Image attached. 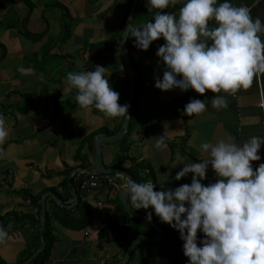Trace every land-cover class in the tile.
<instances>
[{"label": "crops", "instance_id": "0c3cea01", "mask_svg": "<svg viewBox=\"0 0 264 264\" xmlns=\"http://www.w3.org/2000/svg\"><path fill=\"white\" fill-rule=\"evenodd\" d=\"M126 1L0 0V115L8 131L7 138L0 144V214H19L10 222L11 233L0 242V259L8 264H14L26 251L37 247L39 250L42 241L34 236L37 231L34 224L39 216L32 199L24 194H12L9 189H26L34 196H41L44 213L41 220L45 210L50 215L59 211L79 218L81 211L76 207L75 189L70 184L73 173L82 167H94L96 135H114L124 126L126 117L105 118L94 106L81 108L75 100L76 91H66V77L67 71H94L97 65L105 67L110 86L120 94L118 102L126 104L129 74L118 47L124 29ZM184 2L186 0H180L171 6L169 13H175L178 18ZM224 2L249 8L252 18L259 17L264 24V0L258 3L256 0H220L216 6ZM60 4L73 17L68 29L63 22L69 17H64L66 11ZM134 19L132 16L135 25L147 23ZM216 26L214 20L209 21L210 29ZM259 35L264 41V32ZM99 42L110 44L104 48L95 47ZM165 43L163 39L160 46ZM157 51L148 54L147 50L139 48L129 50L143 77L140 116L135 119L138 124L130 129V110L128 130L124 135L112 141L101 139V160L107 167H117L132 175L138 183L152 181L156 191L174 190L182 184H190L192 179L191 173L175 179L184 166L178 162L197 163L209 158L201 149L203 143L214 144L224 139L242 145L253 136L264 140V107L261 106L264 104V73H258L248 89L242 88L234 95L210 90L201 95L193 89L181 91L179 88L162 91L155 87V80L162 79L165 67ZM19 68L25 69L27 74H21ZM214 95L223 96L227 107L213 108ZM28 98L33 107L21 110ZM192 99L204 101L206 111L193 117L183 114L185 105ZM161 135L167 143L164 150L154 146ZM258 155L261 159L252 162L253 170L260 162L264 163V143ZM105 175H108L110 187L91 192L79 189L81 198L92 209L91 224L77 230L51 218L57 240L47 264H115L125 256L135 239L157 233L152 224L125 210L122 204L124 177L114 173ZM217 179L209 165L201 183L208 185ZM52 189L62 197L63 203ZM88 193L93 194L90 201ZM128 205L131 207L130 199ZM134 210L146 215L152 213L151 218L162 229V239L137 244L130 264L189 261L184 255L174 260L172 248L166 247L163 241L170 225L162 223L151 206ZM27 214L32 217L25 218ZM127 225L129 233L141 234L132 239L130 234L122 236L117 231H109L100 241L102 229ZM204 235L198 230V245Z\"/></svg>", "mask_w": 264, "mask_h": 264}, {"label": "clouds", "instance_id": "9594fccd", "mask_svg": "<svg viewBox=\"0 0 264 264\" xmlns=\"http://www.w3.org/2000/svg\"><path fill=\"white\" fill-rule=\"evenodd\" d=\"M178 3L180 0H148L146 7L149 11L163 10ZM216 4L217 0H186L179 8L178 18L175 13L157 11L154 22L129 23L124 37H134L139 49L147 50L161 36L166 41L156 53L165 66L162 79L155 80L156 88L234 95L242 88L248 89L258 73H264V41L259 35L264 32V24L260 18L253 19L246 7L229 2ZM210 20L218 26L210 29ZM105 70L97 65L94 71L68 72L66 91H76L75 100L83 109L94 106L105 118L126 117L129 106L118 102L120 94L110 86ZM18 71L27 74L23 68ZM211 103L217 110L227 107L223 96L214 95ZM204 111V101L192 99L183 114L193 117ZM7 136L5 119L0 115V144ZM262 143L264 140L256 136L242 145L224 139L203 143L201 149L209 158L197 163L178 162L184 166L175 179L189 173L192 179L190 184L174 190L156 191L152 181L138 183L121 173L126 180L127 205L130 199L131 209L151 206L162 223L178 230L188 264H264V163L255 170L252 166L253 161L261 159L258 151ZM154 146L158 150L167 148L164 135L157 137ZM209 165L218 179L204 185L201 181L206 178ZM82 168L73 173L74 192L81 189L75 185L76 172L94 174L91 171L95 167ZM139 212L151 220V212ZM198 230L205 234L199 245ZM7 235L0 227V242Z\"/></svg>", "mask_w": 264, "mask_h": 264}, {"label": "trees", "instance_id": "16d2710c", "mask_svg": "<svg viewBox=\"0 0 264 264\" xmlns=\"http://www.w3.org/2000/svg\"><path fill=\"white\" fill-rule=\"evenodd\" d=\"M220 0H217V2ZM128 3L125 11H124V18H123V24L122 27L125 25V22L127 20L128 14L130 12L131 9V5L133 0H127L126 1ZM148 0H138L137 6H136V10L134 12L133 15V19L135 18V20H141V21H152L154 22V16L157 12L156 9H152L151 11H149V9L146 7ZM61 8L63 9V11L65 12L64 17H69L68 21H64L65 25L64 28L68 29L71 26V22L73 17L70 15L69 10L63 5L60 4ZM171 4L169 6V8L163 9L161 12L163 13H169L170 9H171ZM117 39H120V35L118 36ZM164 38L161 36L159 39L153 41L149 48L147 49V53L148 54H152L155 53L158 49V47H160V44L162 42ZM110 42H99L97 44V48H104L106 47V45H108ZM127 44H128V50H130L131 48H137L135 46V38L129 36L127 39ZM131 62H132V67L135 71V84H136V93H135V97L133 100V107L131 109V121H130V129L133 125V121L137 118V116H140V99H141V93H142V83H143V77L141 74V70L139 69V67H137V65L134 62V59L131 58ZM30 107H33L32 101L30 98H28L27 100H25L24 104L20 107L21 110H27ZM78 153H80V151H78ZM111 176V175H110ZM73 182V178L71 179L70 184H72ZM74 184V183H73ZM1 186V184H0ZM107 187H110V185L108 184ZM52 191L56 192V190ZM9 192L12 194H17V195H21L24 194L27 197H30L33 201V204L36 206L37 208V215L39 216L38 219L35 220V224L34 227L37 228V231H34V236L40 238L42 241L40 242L39 246L41 245V247L44 245L42 251L38 252L37 255L35 256V258H33L31 261L27 262V260L38 251V247L30 252H25L24 256H21L18 260H16V262L14 264H47L52 256V251L54 248V245L56 243V235L54 234V228H53V224L51 221V218H56L63 226L72 228V229H83L85 227H87L89 224L92 223V209L89 205V203L85 200H83L81 198L80 195V190L77 189L75 191V193L77 194V204L76 207L81 211V216L79 218H73L70 217V215H65V214H61L59 211L57 212H52V215H50V212L45 210V226L44 229L41 230V224H42V198L41 196H34L29 190L26 189H22V190H12L9 189ZM57 196L59 198H57L58 200H60L63 203V199L62 197L57 193ZM18 212H10L7 214H0V227H3L8 235L11 233V220L15 219L18 217ZM32 216L30 214H27L25 218H31ZM139 220V219H138ZM111 231H117L120 233V235H131L132 239L135 237H138V235H140L141 233L136 232V233H129L130 232V227L127 226H110L109 228H104L100 231V241H102L106 235L108 234V232ZM167 234L166 236H164L163 241L165 242L166 247L172 248V256L174 258V260H177L178 255H184L183 253V244L184 241L180 238V234L179 231L174 229L171 226H168V228L166 229ZM7 235V236H8ZM131 242V241H129ZM134 254V251L132 253V255ZM185 256V255H184ZM186 257V256H185ZM188 258V257H186ZM132 259V256L130 258V260L125 263V264H130ZM189 259V258H188ZM188 262L185 261L183 264H187ZM0 264H8L7 262L3 261L0 259ZM109 264V263H108Z\"/></svg>", "mask_w": 264, "mask_h": 264}, {"label": "water", "instance_id": "95a60500", "mask_svg": "<svg viewBox=\"0 0 264 264\" xmlns=\"http://www.w3.org/2000/svg\"><path fill=\"white\" fill-rule=\"evenodd\" d=\"M137 2H138V0H133V4H132L131 10L129 12L128 18L126 20V23H125V26H124V30H123L122 35H121V40H120V43H119V46H118L119 49H120L122 60H123L124 65H125V67H126V69L128 71V74H129V84L130 85H129L128 98H127V101H126V104L129 107H128V110H127L126 119H125L123 128L118 133H116L114 135H106V134H103V133H100V134L96 135L95 140H94V147H93L94 148L93 163H94L95 170L91 171L94 174H98V173L112 174V173H114V174H117V175H121V173H122L125 176L130 177L132 180H133V176L128 174V173H126V172H124L122 169L117 168V167H107L106 165H104V163L101 160V145H100V141H101V139L106 140V141L115 140V139L123 136L124 133L128 130V124H129V120H130V110L133 107V100H134V96H135V93H136V84H135V71L132 68L131 56H130V53H129V50H128V44H127V39L128 38L125 39L124 31L127 29L129 23L132 22V16H133V13H134V11L136 9ZM161 11L162 10H158V12H161ZM121 176H123V175H121ZM74 199H75V202L77 203V196L76 195H75ZM45 201H46V199L43 200V209L44 210H45V205H46ZM122 204H123L125 210L127 212H129L130 214L142 218L145 222L151 223L155 227L157 233L155 234V236H144V235H142V236L138 237L137 239H135L131 243L130 247L128 248L125 256L120 261H118L115 264H125L127 261H129L130 257H131V253H132L134 247L137 244H139L140 242H142V241H156V240H161L162 239V235H161L162 234V229L158 226V223L154 219L151 218V220H148V218L146 216H144V214L140 213L137 210L129 208V205H127V193H125L124 198L122 199ZM45 222H46L45 217H43L42 224H41V230L44 229ZM43 247H44V245L35 254H33L27 260V262H29L33 258H35L37 253L42 251Z\"/></svg>", "mask_w": 264, "mask_h": 264}, {"label": "built area", "instance_id": "2783aa9c", "mask_svg": "<svg viewBox=\"0 0 264 264\" xmlns=\"http://www.w3.org/2000/svg\"><path fill=\"white\" fill-rule=\"evenodd\" d=\"M260 162L258 166L261 164ZM75 185L83 190L91 191L103 186L107 181L108 177L102 174H90L86 171H78L75 174ZM101 204V202H99Z\"/></svg>", "mask_w": 264, "mask_h": 264}, {"label": "rangeland", "instance_id": "374dc122", "mask_svg": "<svg viewBox=\"0 0 264 264\" xmlns=\"http://www.w3.org/2000/svg\"><path fill=\"white\" fill-rule=\"evenodd\" d=\"M135 20V19H134ZM65 25V23L63 22V26ZM121 35H122V33H121ZM110 44V43H109ZM108 45H106V47H107ZM95 47H97V45L95 46ZM65 68V67H64ZM64 68H62L63 69V71H65L66 72V69H64ZM67 73H68V71H67ZM133 124L134 125H136V124H138V122L136 121V120H134L133 121ZM95 137V136H94ZM93 198V194L92 193H88V200L90 201L91 199ZM94 204V203H93ZM95 210H97L96 208H95Z\"/></svg>", "mask_w": 264, "mask_h": 264}]
</instances>
